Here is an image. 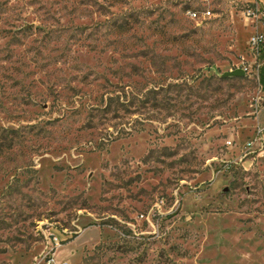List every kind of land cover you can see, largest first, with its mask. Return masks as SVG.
Segmentation results:
<instances>
[{"label": "rangeland", "instance_id": "obj_1", "mask_svg": "<svg viewBox=\"0 0 264 264\" xmlns=\"http://www.w3.org/2000/svg\"><path fill=\"white\" fill-rule=\"evenodd\" d=\"M242 9L0 0V264H264V52Z\"/></svg>", "mask_w": 264, "mask_h": 264}, {"label": "built area", "instance_id": "obj_2", "mask_svg": "<svg viewBox=\"0 0 264 264\" xmlns=\"http://www.w3.org/2000/svg\"><path fill=\"white\" fill-rule=\"evenodd\" d=\"M234 1L242 4V12L252 22L253 32L249 37L248 47L250 53L257 58L264 51V8L259 7L255 2L249 3L242 0ZM185 15L189 19L201 23L210 18L212 12L208 7H202L200 9L191 8L185 11Z\"/></svg>", "mask_w": 264, "mask_h": 264}, {"label": "crops", "instance_id": "obj_3", "mask_svg": "<svg viewBox=\"0 0 264 264\" xmlns=\"http://www.w3.org/2000/svg\"><path fill=\"white\" fill-rule=\"evenodd\" d=\"M242 1L249 2V3L255 2L259 7L264 8V0H242ZM250 26H251V30H250L249 37L251 36V34L253 32L252 22H250ZM248 40H249V38H248ZM247 44H248V41H247Z\"/></svg>", "mask_w": 264, "mask_h": 264}, {"label": "water", "instance_id": "obj_4", "mask_svg": "<svg viewBox=\"0 0 264 264\" xmlns=\"http://www.w3.org/2000/svg\"><path fill=\"white\" fill-rule=\"evenodd\" d=\"M242 75H243V70L241 69H235L229 73V76H233V77H240Z\"/></svg>", "mask_w": 264, "mask_h": 264}]
</instances>
